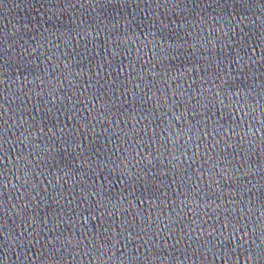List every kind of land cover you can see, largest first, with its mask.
Here are the masks:
<instances>
[{"label":"water","instance_id":"obj_1","mask_svg":"<svg viewBox=\"0 0 264 264\" xmlns=\"http://www.w3.org/2000/svg\"><path fill=\"white\" fill-rule=\"evenodd\" d=\"M0 264H264V0H0Z\"/></svg>","mask_w":264,"mask_h":264}]
</instances>
